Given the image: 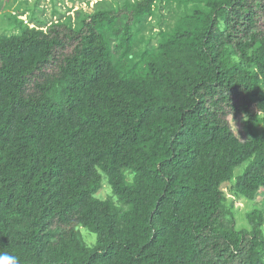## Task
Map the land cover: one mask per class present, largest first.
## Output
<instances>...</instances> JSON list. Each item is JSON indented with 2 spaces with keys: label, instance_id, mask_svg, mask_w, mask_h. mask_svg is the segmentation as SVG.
<instances>
[{
  "label": "trees",
  "instance_id": "trees-1",
  "mask_svg": "<svg viewBox=\"0 0 264 264\" xmlns=\"http://www.w3.org/2000/svg\"><path fill=\"white\" fill-rule=\"evenodd\" d=\"M114 5L46 29L10 14L21 31L0 34V252L19 264H264V0ZM152 15L160 29L146 34ZM96 167L127 211L92 198ZM228 193L254 202L248 227ZM80 223L99 234L93 249Z\"/></svg>",
  "mask_w": 264,
  "mask_h": 264
},
{
  "label": "rangeland",
  "instance_id": "rangeland-1",
  "mask_svg": "<svg viewBox=\"0 0 264 264\" xmlns=\"http://www.w3.org/2000/svg\"><path fill=\"white\" fill-rule=\"evenodd\" d=\"M126 0H0V34L2 33H20V27L17 20L11 19L10 14L18 16L19 19L31 27L44 28L53 22L63 21L72 23L74 26H79V22L89 13L93 12L96 7H103L105 3L110 6L114 5V8H119ZM134 2L135 0H129ZM163 15H168V7L164 3ZM180 12V10H178ZM150 16L148 18L146 34L157 32L160 26L157 24L156 16ZM34 18V19H33ZM38 21V23L36 22ZM47 22L45 23H40ZM144 48L145 44H141ZM264 92V89H263ZM253 111L255 114L264 117V111L260 106L255 103L253 105ZM231 127L235 134L242 140H246L249 136L245 126V119L242 114L231 113L228 116ZM264 126V122L260 124V127ZM244 164L242 167H244ZM239 167L235 170L236 175L241 172ZM225 189V188H224ZM228 190V187L225 189ZM229 194V193H228ZM229 200H233V212L238 221L240 228L248 227L247 212L253 209V201H248L245 198H235L232 194L228 195ZM261 197L257 200L258 207L264 209L260 201ZM229 201V202H230Z\"/></svg>",
  "mask_w": 264,
  "mask_h": 264
},
{
  "label": "clouds",
  "instance_id": "clouds-1",
  "mask_svg": "<svg viewBox=\"0 0 264 264\" xmlns=\"http://www.w3.org/2000/svg\"><path fill=\"white\" fill-rule=\"evenodd\" d=\"M95 172L99 177V186L92 193V198L102 203L110 202L116 209L127 211V207L122 203L120 195L114 187L112 177L100 167H96ZM136 175L137 173L130 167H122L120 169L121 179L126 186H135ZM76 231L79 234L80 242L85 248L93 249L97 245L99 234L89 225L80 223L76 226ZM0 264H19V260L13 254L0 252Z\"/></svg>",
  "mask_w": 264,
  "mask_h": 264
}]
</instances>
